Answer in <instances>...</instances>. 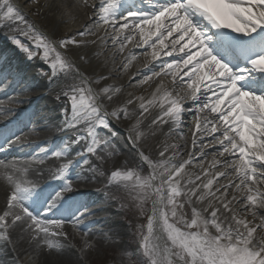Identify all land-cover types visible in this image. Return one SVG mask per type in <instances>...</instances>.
Instances as JSON below:
<instances>
[{
	"label": "snow or ice",
	"instance_id": "obj_1",
	"mask_svg": "<svg viewBox=\"0 0 264 264\" xmlns=\"http://www.w3.org/2000/svg\"><path fill=\"white\" fill-rule=\"evenodd\" d=\"M83 4L96 7L91 0ZM0 17L26 26L23 34L35 40L36 51L17 37L9 39L29 59L43 50L42 59L50 71L40 74L48 78L49 90L59 86L62 74L67 76L65 69L81 81L56 93L57 100L63 95L70 101V107L62 106L60 131L74 132L75 138L64 140L56 150L40 144L34 157L40 162L49 156L63 159L52 179L64 185L38 214L28 207L37 186L12 182L5 194L7 210L0 215L5 239L11 225L30 222L33 239L43 240L49 249L62 247L50 237L67 239V234L53 229L68 222L78 227L93 214L85 208L71 219L55 218L64 199L91 180L69 178L77 164L69 158V147L85 142L86 151L75 154L82 157V167L89 165L90 156L103 163L105 153L117 155L123 140L122 147L138 163L113 171L111 179L122 181L141 208L146 200L152 201L146 232L141 226L140 242L130 255L143 257L142 264H264V0H101L83 31L55 40L28 24L12 0H0ZM100 30L103 36H98ZM77 36H97L104 46L110 43L113 62L118 61L124 71L143 58L146 71H137L128 87L133 82L137 86L151 82L156 85L154 91L148 96L128 93L121 106L113 107L122 86L102 83L111 79L107 73L94 79L85 75L89 61L77 49L87 44ZM129 45L141 51L134 52ZM10 78L14 83L19 79L0 68V86ZM153 108L159 111L146 126L151 136L168 125L184 141L159 145L160 159H153L145 147L146 132L141 127ZM113 121L130 122L126 136H121ZM21 125L18 118L4 125L8 135L0 143V152L18 147L26 128L34 130L29 127L31 120ZM189 133L190 139H185ZM0 165L13 173L19 170L15 161L0 160ZM144 166L150 169L148 175L142 174ZM87 170L96 171L91 166ZM8 179L12 181L11 176ZM157 230L165 234L163 245L156 242Z\"/></svg>",
	"mask_w": 264,
	"mask_h": 264
},
{
	"label": "rangeland",
	"instance_id": "obj_2",
	"mask_svg": "<svg viewBox=\"0 0 264 264\" xmlns=\"http://www.w3.org/2000/svg\"><path fill=\"white\" fill-rule=\"evenodd\" d=\"M13 3V2H12ZM31 6V5H29ZM28 7V6H27ZM23 12H26V10H22ZM28 24H33L36 26L35 17L29 14L22 13ZM29 16V18L27 17ZM32 21V22H31ZM7 24V27H4V25ZM24 24H17L14 21H4L2 17H0V42L6 40L11 42V39L9 37H17L19 38L26 46L30 48V50L36 51V42L35 40L30 36H25L23 34V29H25ZM0 43V44H1ZM12 43V42H11ZM42 54V49L39 50ZM63 51V50H59ZM20 58L23 59V61H26L31 64L34 67L33 75L34 79L37 81L39 80V83L42 82H49L48 78L42 76L41 72H49L50 66L47 62H45L43 59L40 61H35L34 59H29L26 53H22L20 55ZM136 60H139L136 59ZM67 71V76L61 77L60 84L53 90L55 93L61 90V88H68L70 85H80L81 81L75 73L70 69H65ZM84 87H88L87 84L84 85ZM129 89V87L127 88ZM125 89V90H127ZM52 92H50L51 95ZM122 94L118 95L117 98L121 97ZM29 97V96H25ZM31 97V96H30ZM29 97V98H30ZM61 101L56 99V95L51 96L50 98V105L53 106L52 114H54L53 119L50 120L47 124L48 126V132L46 137L54 136L56 139H60L58 142H61L59 144L56 143L55 149H58L63 146V141L68 140L71 141L75 138L74 132H62L60 131V128L62 126V114H63V107H70V101H68L63 95H61ZM116 98V100H117ZM5 108L3 111L5 112V115L0 116V120L4 121L6 119L13 120L15 118L22 117V114H19L17 111L14 110L19 108L18 105H16L13 102H7L3 104ZM14 112L15 115L6 114ZM117 127L122 129L123 125L121 122L113 121ZM83 127V125H81ZM188 129V128H187ZM123 130V129H122ZM125 133L124 131L121 133V135ZM86 134V133H85ZM103 134V133H102ZM124 136V135H122ZM153 136H149L148 133L145 135V139L153 140ZM156 138V137H155ZM45 140V139H44ZM85 142L82 141L79 144H71L68 151L70 153L69 158H74L75 162L77 163L74 167L73 171L75 172L72 176H70V179H77L78 176L81 178L87 180V178L91 177V180L87 183V187L83 188L86 191H92L95 198L94 200L90 199V196L86 197L88 199H85L87 201V204L89 208L93 210H99L101 208L107 209L108 212H106V216L112 219V222L117 223L116 228L122 233L123 238L117 239L114 238L108 239L109 236L106 237L103 241L97 240V237L91 238L90 234H87L86 231L77 228L74 224L71 222L65 223L61 228L59 229H53L58 232H63L67 234V239H65L62 235L61 236H55L51 237L53 244H59L62 247H60L61 250H72L74 251L78 257L81 259L80 264H142L143 257L132 256L131 253L135 252L137 249V246L140 242V230L141 226H144L143 230L146 232V225L148 221V217L151 215L152 210V201L151 199H148L144 202L143 208L139 206L136 200L133 199L132 194L129 192V190L124 187V184L122 181L119 180H112L111 174L114 171L115 168H111V172L109 170L105 169V161L101 163L95 156L89 157V165H84L82 167H79V161L82 159V157H77L75 154L78 151H86L85 150ZM123 145V141L121 143V147ZM152 147V146H151ZM122 159L124 160V164L120 167L119 170L123 171L124 167L127 166L128 168H134L137 165V159L134 158V156L131 154L129 149L127 147H122ZM151 152V151H150ZM19 155V163H17L18 171L13 173L12 171H9L5 169L2 165H0V189L3 193L9 192L11 188H9L7 185L5 186L4 178L11 176L12 179H17L18 182L21 181H30V176L32 174H39L40 169L43 165L50 166L52 173L57 169L58 165L64 163L65 161L63 159H58L52 156H49L47 159H45L43 162H36V160H27L25 157L26 154L23 155L18 152ZM36 157V155H33ZM14 160H8L7 162H11ZM6 162V161H5ZM21 163V164H20ZM39 165V167H38ZM91 166L94 168L95 174L93 172L88 171V167ZM149 169L146 167L143 169L142 174L148 175ZM41 177V173L39 174ZM39 177V178H40ZM56 181V188L54 187L52 189L47 190L44 193V196L34 197V195L31 197L30 201H35L37 209L42 208L44 205V201H41L43 198H48L52 193L59 192L63 185L64 181L62 180H53ZM24 186V185H22ZM83 187V185H82ZM55 191V192H54ZM55 193V194H56ZM69 194L66 198L71 199ZM5 197V196H4ZM79 198V197H78ZM77 198V199H78ZM84 198V197H83ZM7 210V203L6 198H2L0 200V215H3V212ZM19 211V210H16ZM185 211L189 212L190 209H185ZM75 214L78 215L79 212L75 209ZM39 214V211L37 212ZM72 217L68 214H64L59 219H71ZM9 221H11L12 217L11 215L7 218ZM92 219H96L100 221L101 218L94 217ZM85 222V221H84ZM28 223H23L22 225L20 222L17 223V225H11L12 229H8L6 236L7 239L4 238L3 230L0 229V247H6L7 250H2L3 254V260L5 263H10L11 256H14V261L10 264H44L47 259L56 261L61 256L60 253H58V250L53 253L52 249H49L47 244L43 242V240H36L33 239V231L31 228L28 227ZM105 223V222H104ZM102 223V224H104ZM97 229L99 230H105V227H101L100 225L97 226ZM116 230V229H114ZM90 238L92 240H90ZM79 259V262H80ZM49 264V263H48ZM79 264V263H76Z\"/></svg>",
	"mask_w": 264,
	"mask_h": 264
},
{
	"label": "bare ground",
	"instance_id": "obj_3",
	"mask_svg": "<svg viewBox=\"0 0 264 264\" xmlns=\"http://www.w3.org/2000/svg\"><path fill=\"white\" fill-rule=\"evenodd\" d=\"M147 0H145L146 2ZM14 2L21 8L26 10V13L28 12L29 15H32L35 17V23L39 27V29L46 34L48 38L51 40L58 39L60 37L69 38L73 36L74 34L81 32L85 29V25L91 23L89 20V17H94L96 14L97 9L99 8V5L101 3V0H91V2L96 6L95 8H88L85 7L83 4V0H14ZM31 5V6H29ZM28 6V7H27ZM104 32L103 30H100L98 33V36H103ZM78 40H83L87 46L82 47L81 49H77V52L85 57L89 61L88 65H86L87 71L85 72V75H87L90 79H94L98 77L102 73H107L111 76V79L108 81L102 82L104 84H110L113 86H122V96L117 98L115 101V104L112 106H121L123 102L128 98V93H132L134 96H148L150 93H152L156 87L155 83H151L149 85H135L133 82V86L128 88V84L130 81H132V77L137 71L144 72L146 71L144 67V60L143 58H139V60L133 61L131 66L127 69V71H124L121 69L120 63L113 62V57L111 54V48L112 45L109 43L107 46L102 45L99 42V39L97 36H90V37H84L81 38L77 36ZM247 39V38H245ZM96 40V44H92L91 41ZM129 48H132V45H129ZM134 52L139 53L141 49L138 48H132ZM223 56H225L226 53H221ZM226 58V56H225ZM71 59L74 61L76 59V56H72ZM6 75L11 73H17L19 79L21 81H25L26 83L29 82V85L26 87L28 91L21 92L18 90V86L9 88L7 91V94L14 95H25L29 94L31 96H35L34 100L35 102L30 105V102L32 101H22L16 100L23 109H15L14 111L19 112V114L26 113L25 108L29 109V112L27 113L25 119H21L19 122L23 124H27L28 121L31 120V127L32 126H39V122H41L42 118V112L45 110H49L50 105V98L51 96L56 95L55 91L51 93V95L48 93V84L49 82H42L39 83V80H35L33 76L34 67L31 64L24 63L18 55H15L11 60L6 61L5 63L0 66ZM11 79V78H10ZM139 75L135 76V80H139ZM165 86L167 88H171V84L165 80L164 81ZM92 87L95 90H98L99 86L92 85ZM127 89V90H125ZM120 94V95H121ZM13 99V98H12ZM62 98L59 100L61 101ZM13 100V103H17ZM62 107V105H60ZM159 111L157 108L150 109L149 113L146 114V118L144 119L141 127L145 129L146 134L148 133L149 136H151L150 132L147 131V125L151 121L153 115ZM3 115H5L3 113ZM50 119H53V116L51 115ZM123 127L120 129L116 126V128L122 133V135L126 136L127 129L129 125V121H122L121 122ZM37 134L41 135L43 139H47L45 142L47 146H50L54 143H61L56 142L52 140V136H49L48 138L45 136L48 132V127L46 125H43L42 129L39 131V128L37 129ZM184 132H188V129L186 126L183 127ZM27 128L25 129V134L23 137L26 139V141L32 140L33 136L30 133ZM171 132V138H169L168 134ZM35 134V135H37ZM8 135V132L6 129L3 131H0V138H6ZM121 135V136H122ZM156 137V138H155ZM153 138V140L148 139V144L145 145L146 148H149L151 151V156L153 159H160L158 156V146L163 144L164 142H174L177 144H182L184 141L178 139L176 137L175 130H172L169 128L168 125H164L162 131L157 132L156 136ZM185 139H190V133L188 136L185 137ZM123 140H121L122 143ZM42 143V144H43ZM31 146L27 145L23 147V150L21 151V154H26L27 160H36V162H39L38 159L34 158V154L38 152V145L37 144H30ZM55 145V144H54ZM152 146V147H151ZM120 148V151L115 156H107L105 160V166L104 170L107 169L109 172H111V168L120 169V167L124 164V160L122 159V151H121V144L118 145ZM17 152L9 153L8 156H10L11 160H14L15 162L19 163V158L17 156ZM132 154V153H131ZM138 163V160H137ZM21 164V163H20ZM39 167V165H38ZM146 166H144L145 168ZM147 168V167H146ZM148 169V168H147ZM150 170V169H149ZM148 170V171H149ZM70 171H73L70 169ZM41 173V177L39 174ZM75 172H71L69 177L72 176ZM39 174H32L29 178L31 181V184L37 186L36 193L34 194V197H38L39 195L42 197L44 196V193L52 189L54 186H56V181H53L52 179V170L50 166L43 165L40 169ZM40 177V178H39ZM12 182H18L17 179H12L10 181L8 177L4 178L5 186L7 185L9 188L12 187ZM6 193H3L0 189V200L2 198H5ZM95 196L91 195L90 199L94 200ZM78 201V200H77ZM83 202H73L70 207L71 208H82ZM28 207L30 210H32L34 213L38 212V209L36 207L35 201H29ZM71 208H68L70 212L73 210ZM107 209L101 208L98 211L94 212L89 218H101L100 221H88L86 220L85 225L81 227L82 230L86 231L87 234L91 235V238L97 237V240L103 241L106 239L107 236H109L108 239L114 240V238L122 239L123 235L122 233L116 228L117 223L112 222V219L106 216ZM105 222V223H104ZM104 223V224H102ZM100 225L101 227H105V230H98L97 226ZM8 229H12L10 226ZM116 229V230H114ZM154 235L158 236L159 239L156 241L157 243H160L163 245L165 243V234L159 230H157ZM90 238V240H92ZM50 240L52 241L51 237ZM2 250H7L6 247H0V264H7L3 260V254ZM53 253L57 251L56 248H52ZM58 253H60V258L56 261L47 259L44 264H76L81 263V259L78 257V255L72 251V250H61L58 249ZM14 256H11L10 263L15 262ZM80 259V262H79ZM8 263V264H10ZM16 264V263H15Z\"/></svg>",
	"mask_w": 264,
	"mask_h": 264
}]
</instances>
